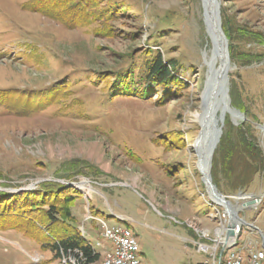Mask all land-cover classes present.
Returning <instances> with one entry per match:
<instances>
[{"label":"rangeland","instance_id":"1","mask_svg":"<svg viewBox=\"0 0 264 264\" xmlns=\"http://www.w3.org/2000/svg\"><path fill=\"white\" fill-rule=\"evenodd\" d=\"M32 1L37 0H0V92L38 101L45 89L73 87L40 112L17 115L0 107V188L35 190L70 179L82 194L72 214L81 223L87 215L105 229L131 230L141 264H212L211 251L196 245L214 247L222 225L216 215L221 208L208 199L194 152L199 134L194 114L208 71L203 0H95L90 23L73 29L25 10ZM220 1L231 60L230 107L240 115L226 116L210 175L226 198L236 192L230 178L252 180L245 194L260 199L259 205L243 208L241 201L229 200L246 221L240 245L264 240V0ZM146 52L172 64L179 83L161 88L147 83L141 88L145 97L110 102L109 83H89L102 75H135ZM241 133L256 148L248 157L238 147ZM222 145L237 147L230 160L223 158ZM244 159L257 163L251 167L255 172H246ZM96 192L130 219L113 216ZM79 230L100 254L95 263L100 264L112 243L92 221ZM32 256L35 264H61V257L41 253L16 233H0V264H33Z\"/></svg>","mask_w":264,"mask_h":264},{"label":"trees","instance_id":"2","mask_svg":"<svg viewBox=\"0 0 264 264\" xmlns=\"http://www.w3.org/2000/svg\"><path fill=\"white\" fill-rule=\"evenodd\" d=\"M94 4L95 0H37L25 4L23 8L53 19L64 28L73 29L90 23V9ZM143 59L145 60L138 66L135 75L126 74L127 76L123 77L120 73L112 76L102 75L88 78V81L93 85L99 82L109 83L105 90L109 102L129 97H145L146 92L141 88L147 83H153L157 88L168 86L170 82L179 83L174 77L173 65L166 64L160 55L146 52ZM133 85L137 86L136 90H133ZM72 87L73 84L68 83L58 85L57 88L45 89L38 101H34V96L29 97L28 94L20 96L21 94L15 91L0 92V107L17 115L40 112L53 102L57 103L62 92ZM82 105L80 101L79 106ZM34 106L40 108L34 109ZM241 134L242 139L238 147L242 156L248 157L250 153L256 151V148L244 142L246 134ZM220 152L224 159L230 160L233 153L237 152V147L232 149L231 146L222 145ZM245 160L241 162L246 165L244 169L247 173H252L250 171L253 170L252 164L257 163ZM248 178L246 175L230 178L236 191L233 195L246 193L252 182ZM66 181L68 183L70 179ZM1 187L11 188L6 184ZM13 189L19 188L13 187ZM80 199L82 194L78 190L52 182L41 183L37 189L30 191L16 193L0 191V233H16L32 242L41 253H50L55 259L61 257V264H95L100 260V254L84 239V235L79 230L80 222L71 212V208ZM90 212L96 216L92 207Z\"/></svg>","mask_w":264,"mask_h":264},{"label":"bare ground","instance_id":"3","mask_svg":"<svg viewBox=\"0 0 264 264\" xmlns=\"http://www.w3.org/2000/svg\"><path fill=\"white\" fill-rule=\"evenodd\" d=\"M203 17L205 22L207 21L208 26L206 27L207 36H208V43L209 47L203 53L204 64L207 66L208 71L206 74V81L204 91L200 98V107L199 111L194 114V119L198 124L199 130H202L204 133L203 137L200 139L197 145V164L196 167L199 173L206 175L208 173V162H209V153L205 147V138L206 134L211 128H209V124L212 123V117L215 123L217 122L218 126V118H219V111H216L213 116L211 114L208 115V110L210 108L209 96H211V92L214 91L215 87V80L214 76L219 74L220 70L230 69V54H229V45H228V37L223 30L222 27V18H221V1L220 0H203ZM206 25V24H205ZM222 43V45L219 44ZM222 48L224 49L222 51ZM216 50L218 52H216ZM225 51V52H224ZM228 88V87H227ZM219 98V97H218ZM217 98V99H218ZM230 99V98H229ZM233 110L231 107L229 108ZM229 111L228 113H224L223 119L225 120L226 116L231 114L233 119H236V115L233 111ZM228 117V116H227ZM225 123V122H224ZM260 199L254 207L259 205ZM216 207V206H215ZM220 208V207H219ZM216 215L219 217L221 226H223V215L224 210L216 209ZM242 225H246L245 222L240 223V228H235L234 236L228 237L223 242L226 243V249H233L238 245V238L242 232ZM120 229H122V234L124 238L129 239V245H131V259L135 260V263L141 264L140 260L138 259V245L136 238L131 230L121 225H118ZM221 228V227H220ZM115 226L105 229V234H114ZM83 234V232H82ZM105 239L112 243V238L110 235H103ZM111 252L108 249H105L101 254V262L100 264H105L107 261L110 260ZM223 254L217 259V264H228V258L226 257L225 260H222ZM230 258H237V252L231 251ZM38 261H36L37 263Z\"/></svg>","mask_w":264,"mask_h":264},{"label":"built area","instance_id":"4","mask_svg":"<svg viewBox=\"0 0 264 264\" xmlns=\"http://www.w3.org/2000/svg\"><path fill=\"white\" fill-rule=\"evenodd\" d=\"M75 183V182H74ZM81 183V182H80ZM228 200H235L237 202H242L243 208L253 207L259 199L252 198L247 194H239L233 197H228ZM247 203H252L250 206H245ZM238 214V213H237ZM239 217V216H238ZM240 218V217H239ZM243 222H246L244 218H240ZM92 221L97 225L100 229L102 235H110L112 238V252L110 260L107 261L105 264H137L135 260L131 259V245H129V239L124 238L122 234V229L119 228L118 225H115V232L114 234H105V225L101 224L100 222H96L92 220L91 217H87L84 215V220L80 224L79 228H84V223ZM252 227V226H250ZM240 228V222H237L234 227ZM254 228V226L252 227ZM227 229H228V215L224 211L223 215V226L221 228L216 229V238L214 240V247H210V245H206L209 243L201 244L197 242V246L200 250L207 252L208 250L211 251V258L212 264H217L218 254H226L228 258V264H264V240H256V239H247L243 240L242 244L236 245V249H226V243L223 241L226 239L227 236ZM85 230V229H84ZM211 241L210 239L208 240ZM205 241H203L204 243ZM262 242V243H261ZM262 246V247H261ZM230 251H237V258H230ZM33 264L36 262V257H31ZM204 264H209L205 262Z\"/></svg>","mask_w":264,"mask_h":264},{"label":"water","instance_id":"5","mask_svg":"<svg viewBox=\"0 0 264 264\" xmlns=\"http://www.w3.org/2000/svg\"><path fill=\"white\" fill-rule=\"evenodd\" d=\"M204 24H206L205 26H208L207 21L205 22L204 20ZM221 41H219V44L222 45V43H220ZM224 49L222 48V51ZM216 52H218L216 50ZM225 52V51H224ZM230 69H224V70H220L219 74L214 76V80H215V87H214V91L211 92V96H209V102H210V108L208 110V115L209 116L211 114V116L214 115V113L216 111H219V118H218V126H217V122L215 123V121L213 120L212 117V123L209 124V128H211V130H209L206 134V138H205V147L207 152L209 153V162H208V173L206 175L202 174V182L205 186L206 189V194L208 196V199L212 202L213 206L216 207H220L222 208L228 215V229H227V236L226 239L228 237H232L234 236V227L236 225L237 222L243 223V221L238 217L237 211L234 209L233 204L226 198L224 197L222 194H220L218 192V190L216 189V187L213 185L212 183V179H211V175H210V170H211V166H212V158H213V154L216 150L217 145L219 144L221 135H222V126L224 123V113H228L231 109L230 108V99H229V95H228V71ZM219 97V98H218ZM218 98V99H217ZM235 113L236 117H238L240 114L236 111V110H231ZM231 117L232 115L229 114ZM204 133L202 132V130H199V134L198 137L195 141L194 144V152L195 155L197 156L198 152H197V145L200 141V139L203 137ZM199 172V171H198ZM58 183L60 184H65L67 187H72L74 189H77L79 192L81 191L76 185V183H65L63 181H59ZM30 190V189H27ZM0 191H5V192H10V193H16V192H20V191H26V189H18V190H13V189H1ZM252 203H247L245 204V206H250Z\"/></svg>","mask_w":264,"mask_h":264},{"label":"crops","instance_id":"6","mask_svg":"<svg viewBox=\"0 0 264 264\" xmlns=\"http://www.w3.org/2000/svg\"><path fill=\"white\" fill-rule=\"evenodd\" d=\"M160 175V174H159ZM153 178H156V176H154ZM158 178H159V176H158ZM164 185V187H167V184H163ZM106 189H109V188H106ZM97 194H100V196H102L105 200H106V197L103 195V194H101L100 192H96ZM110 194H111V199H113V194H112V192H110ZM149 196V201H147L149 204H151L150 202H155L154 201V198H153V196L150 194V195H148ZM91 198H92V196H91ZM106 204H107V206H108V208H109V210H110V212L112 213V215L113 216H116V217H118V218H121V219H123V220H126V219H130L129 217H127V216H125V215H123V214H121V213H116L110 206H109V204H108V201L106 200ZM83 207H84V205H83ZM92 207V206H91ZM93 208V207H92ZM95 209V208H94ZM80 223H81V221H79ZM107 228V227H106ZM86 232V231H85ZM84 235V234H83ZM105 247H109V246H105ZM104 251V250H103ZM103 253V252H102ZM101 253V254H102Z\"/></svg>","mask_w":264,"mask_h":264}]
</instances>
